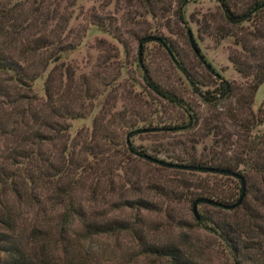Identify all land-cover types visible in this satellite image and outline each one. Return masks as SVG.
<instances>
[{
    "label": "rangeland",
    "instance_id": "rangeland-1",
    "mask_svg": "<svg viewBox=\"0 0 264 264\" xmlns=\"http://www.w3.org/2000/svg\"><path fill=\"white\" fill-rule=\"evenodd\" d=\"M151 1L149 9L147 0H61L66 6L64 14L70 16L65 34L75 47L64 51L54 63L50 85L56 88L61 81L62 91L68 92V97L72 94L73 107L80 114L65 119L68 138L78 142L74 151L88 143L96 144V150H105L102 162L91 158L94 170L83 178L85 185L99 181L98 202L94 204L97 213L108 211L134 221V227L147 239L157 242L185 234L199 262L232 264L216 235L195 221L190 198L202 187L214 188L219 195L234 200L238 180L218 173L161 168L127 153L126 147L170 162L209 156L232 161L235 151L259 130L242 124L240 104H245L252 77L238 72L232 59L253 64L264 57V20L249 13L240 21L228 22L219 0ZM228 1L238 12L251 2ZM161 39L171 41L176 59ZM190 39L203 62L196 57ZM175 60L182 64V70ZM146 71L176 103L148 87L143 76ZM65 74L70 75L69 80ZM44 77L45 73L32 85L39 97ZM190 78L197 84L190 85ZM221 80L235 88L233 97L220 99L213 94ZM204 94L215 98L205 102ZM263 100L264 80L254 92L253 113ZM188 113L197 119L194 126L188 123ZM110 181L124 189L129 183L130 196L146 199L154 209L109 211L107 204L115 198L106 193ZM160 187L167 196L159 194ZM248 203L258 209L257 203ZM244 210L242 206L228 210L206 203L195 207L197 215L214 220L240 218ZM135 246L125 234L100 235L87 242L89 252L102 264H168L152 256L134 258Z\"/></svg>",
    "mask_w": 264,
    "mask_h": 264
},
{
    "label": "trees",
    "instance_id": "trees-1",
    "mask_svg": "<svg viewBox=\"0 0 264 264\" xmlns=\"http://www.w3.org/2000/svg\"><path fill=\"white\" fill-rule=\"evenodd\" d=\"M147 1L151 9L152 1ZM219 2L228 22L240 21L249 13L264 20V0H251L240 12L228 0ZM65 8L61 0H0V264H102L89 252L87 242L100 235L120 234L135 242L134 258L152 256L168 264H204L192 255L185 234L157 242L147 239L134 227V221L94 210L99 181L85 185L83 178L94 170L91 158L95 163L102 162L105 150H96V144L88 143L74 151L78 142L68 138L65 119H74L80 114L73 107L72 94L68 97V92L62 91L61 81L56 88L50 85L54 63L64 51L75 47L65 34L70 18L64 14ZM161 40L176 59L177 52L171 41ZM190 44L203 62L192 39ZM175 63L183 69L180 62L175 60ZM232 63L238 72L252 77L248 95L244 96L245 104H240L242 124L259 128L257 134L235 151L232 161L209 156L204 160L189 157L170 162L152 158L144 150L136 152L132 147H126V152L153 161L161 168L218 173L238 180L236 199L219 195L214 188L201 187L190 198L191 209L199 198L225 205L235 203L240 195V180L236 176L239 175L244 182L240 203L231 208L210 205L228 210L242 206L245 214L231 220L206 219L196 214L194 219L216 235L232 264H264V100L254 113L250 109L254 92L264 80V57L253 64L235 59ZM43 73V95L39 97L32 85ZM143 76L155 93L176 103L169 92L151 80L147 71ZM69 79L70 75L65 74V80ZM189 83L197 84L192 78ZM234 89L221 80L213 94L229 99L234 96ZM202 98L210 102L215 96L204 94ZM191 115L187 114L188 123L194 126L197 119ZM107 154L104 161L108 159ZM127 184L124 189L114 187L110 181L106 193L115 198L107 204L109 211L154 209V204L146 199L130 196L132 188ZM158 189L159 194L168 195L163 188ZM248 200L257 203L259 210L251 208ZM201 203L204 202H197L195 207Z\"/></svg>",
    "mask_w": 264,
    "mask_h": 264
},
{
    "label": "water",
    "instance_id": "water-1",
    "mask_svg": "<svg viewBox=\"0 0 264 264\" xmlns=\"http://www.w3.org/2000/svg\"><path fill=\"white\" fill-rule=\"evenodd\" d=\"M173 166H175V165H173ZM178 167L183 168V167H185V166H183V165L181 166V165H180V166H178ZM191 167H193V166H187V168H191ZM208 170H213V169L208 168ZM214 170L217 171V172H226V171H224V170H220V169H214ZM236 176H237V177L239 178V180H240V195H239V197H238V199H237V201H236L235 203L230 204V205H225V204H220V203L215 202V201L210 200V199L199 198V199H196V200L193 202V204H192V211H193L194 215L196 216V213H195V205H196L197 202H204V203H207V204H213V205H216V206H222L223 208H231V207H234V206L238 205V204L240 203L242 197H243V194H244V182H243V180L241 179V177H240L239 175H236Z\"/></svg>",
    "mask_w": 264,
    "mask_h": 264
}]
</instances>
